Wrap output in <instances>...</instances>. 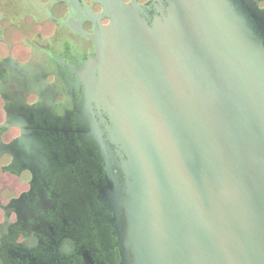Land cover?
<instances>
[{
	"label": "water",
	"instance_id": "water-1",
	"mask_svg": "<svg viewBox=\"0 0 264 264\" xmlns=\"http://www.w3.org/2000/svg\"><path fill=\"white\" fill-rule=\"evenodd\" d=\"M97 1L81 80L121 158L128 264H264L262 25L227 0H168L150 25Z\"/></svg>",
	"mask_w": 264,
	"mask_h": 264
},
{
	"label": "flooded vegetation",
	"instance_id": "flooded-vegetation-1",
	"mask_svg": "<svg viewBox=\"0 0 264 264\" xmlns=\"http://www.w3.org/2000/svg\"><path fill=\"white\" fill-rule=\"evenodd\" d=\"M132 1L148 25L167 15L168 0ZM227 1L264 38V0ZM109 22L97 0H0V264L131 260L121 158L81 80Z\"/></svg>",
	"mask_w": 264,
	"mask_h": 264
}]
</instances>
